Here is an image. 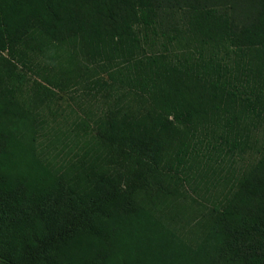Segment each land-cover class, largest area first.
<instances>
[{"label": "trees", "instance_id": "1", "mask_svg": "<svg viewBox=\"0 0 264 264\" xmlns=\"http://www.w3.org/2000/svg\"><path fill=\"white\" fill-rule=\"evenodd\" d=\"M0 264H264V0H0Z\"/></svg>", "mask_w": 264, "mask_h": 264}]
</instances>
